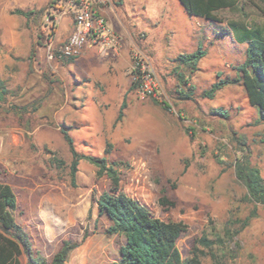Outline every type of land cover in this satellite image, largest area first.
<instances>
[{
    "label": "rangeland",
    "instance_id": "obj_1",
    "mask_svg": "<svg viewBox=\"0 0 264 264\" xmlns=\"http://www.w3.org/2000/svg\"><path fill=\"white\" fill-rule=\"evenodd\" d=\"M23 1L0 0V79L9 92L0 108V181L13 188L15 220L34 256L50 261L57 247L72 241L81 247L72 252V264H108L118 260L124 244L122 237L105 232L109 222L98 216L96 200L109 191V180L84 159L72 179L65 131L79 155L121 163L123 193L155 217L184 225L177 247L185 264H264V207L247 198L234 171L236 161L247 156L264 179V122L242 85L202 97L217 76L231 79L245 62L247 44L229 21L264 29V6L238 0L241 12L222 11L223 22L215 23L190 16L177 0L163 5L119 0L111 20L106 17L119 46L107 56L96 52L110 67L92 82L72 61L46 59L56 25L54 0L40 9L22 8ZM17 9L40 13L25 19L12 14ZM68 20L61 22L65 32ZM198 46L206 54L190 73L177 58ZM134 52L142 56L155 93L141 98L127 90L117 121L120 102L111 63L125 55L130 85ZM176 73L187 85L178 83ZM217 109L226 117L214 114ZM203 235L214 241L211 250L198 243Z\"/></svg>",
    "mask_w": 264,
    "mask_h": 264
},
{
    "label": "trees",
    "instance_id": "obj_2",
    "mask_svg": "<svg viewBox=\"0 0 264 264\" xmlns=\"http://www.w3.org/2000/svg\"><path fill=\"white\" fill-rule=\"evenodd\" d=\"M257 1L264 6V0ZM178 2L190 16L215 23L223 22L219 16L222 11L241 12L238 0H178ZM39 13L40 11L18 9L12 12L25 19ZM228 24L240 31L239 41L247 44L245 62L237 67L236 77L220 79L217 76L218 81L204 91L202 97L211 99L217 91L228 85H242L249 104L257 109L260 119L264 122V29L249 28L243 21H229ZM205 54L202 47L198 46L195 52L180 55L177 60L192 73ZM176 77L178 83L187 85L188 82L181 74L176 73ZM136 88L137 83L131 82L129 91ZM191 90L189 86L188 91ZM8 94L4 81L0 79V108L5 104ZM180 94L182 98L189 99L190 95L183 92ZM154 102L158 103L156 100ZM125 108L124 98L117 121L122 119ZM165 108L169 107L165 105ZM213 113L226 117L221 109L214 110ZM63 137L72 156L70 165L72 179L77 172L78 161L84 159L98 168L99 176H106L110 182L109 191L102 193L96 200L98 216L106 217L109 222L105 232L122 237L124 244L118 249V260L108 264H185L177 247L184 225L155 217L146 205L123 193L119 187L118 174L121 163L109 162L105 156L95 158L79 155L68 132L63 131ZM234 171L236 178L246 189L247 198L255 205L264 207V179L259 169L251 165L247 156H243L236 161ZM166 203L165 198L160 200V205ZM17 209L12 186L0 181V264H65L69 254L80 246V243L65 241L50 261L43 257H35L26 232L15 220ZM254 213L253 211L252 214ZM86 236L87 232H84L82 242ZM217 240L222 242L219 238ZM198 243L207 250H211L215 244L205 235L199 238Z\"/></svg>",
    "mask_w": 264,
    "mask_h": 264
},
{
    "label": "built area",
    "instance_id": "obj_3",
    "mask_svg": "<svg viewBox=\"0 0 264 264\" xmlns=\"http://www.w3.org/2000/svg\"><path fill=\"white\" fill-rule=\"evenodd\" d=\"M118 0H54L52 13L57 22L68 16L73 23V31L66 40L59 44L49 41L46 46V59L49 62H68L79 57L84 50H94L102 56L116 52L119 37L103 10H112ZM142 56L134 52L131 56L130 74L132 82L137 83L135 89L139 97L154 95L152 76L146 70Z\"/></svg>",
    "mask_w": 264,
    "mask_h": 264
},
{
    "label": "crops",
    "instance_id": "obj_4",
    "mask_svg": "<svg viewBox=\"0 0 264 264\" xmlns=\"http://www.w3.org/2000/svg\"><path fill=\"white\" fill-rule=\"evenodd\" d=\"M51 0H27L26 2L23 1L22 8H29L32 6V4L36 5L37 9L42 8L44 5H46ZM119 1V0H118ZM153 4H160L163 5L166 3L167 0H150ZM178 2V0H177ZM184 8V7H183ZM104 15L111 20V14L110 10L106 9L103 10ZM64 17H61L57 22L53 30V39L51 40L53 44H59L67 39V37L72 33L73 31V23L71 18L69 17V20L67 21L68 27L67 31L61 30V22ZM112 25V23H111ZM247 47V46H246ZM97 53L94 50L86 49L83 51V53L74 59L72 61V67L77 73L81 75V77H85L90 79V81H97L102 78V76L107 72V69L110 67V60H103L99 57H97ZM127 60L125 55H122L120 58L119 63H111L112 66V78L111 83L114 90H117L116 98L120 102V105L122 101L124 100V97L126 95L127 90H129L130 85L128 82V79L125 77V70L127 68ZM236 77V76H235ZM120 108V107H119ZM60 246L57 247L49 256L50 259L52 256L59 250ZM81 247L76 248L75 250H78ZM74 250V251H75ZM85 250V249H83ZM34 255V254H33ZM46 257H48L46 255ZM65 264H72V252L69 254L68 260L65 262Z\"/></svg>",
    "mask_w": 264,
    "mask_h": 264
}]
</instances>
